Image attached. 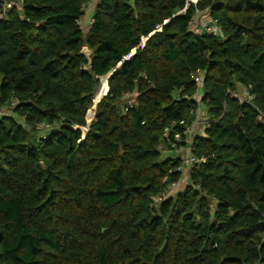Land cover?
I'll use <instances>...</instances> for the list:
<instances>
[{"label": "trees", "instance_id": "16d2710c", "mask_svg": "<svg viewBox=\"0 0 264 264\" xmlns=\"http://www.w3.org/2000/svg\"><path fill=\"white\" fill-rule=\"evenodd\" d=\"M6 1L0 264H264V0Z\"/></svg>", "mask_w": 264, "mask_h": 264}, {"label": "built area", "instance_id": "2783aa9c", "mask_svg": "<svg viewBox=\"0 0 264 264\" xmlns=\"http://www.w3.org/2000/svg\"><path fill=\"white\" fill-rule=\"evenodd\" d=\"M193 2L195 3V1H193ZM13 6L20 8L19 1L15 2V3H9L6 0H0V20L4 19L6 17L7 13L9 12V10ZM91 8H92V5L90 2H88L87 4L82 6V10L84 12L90 10ZM90 23H91V21H90ZM189 29L193 30V31L196 30L198 33H203V34H208V35H212V36H216V37H221L220 29L218 28L216 23L209 16L206 18H201V17H198L195 15V17L193 18V20L189 24ZM129 56L125 57L124 59H128ZM108 77H109V75L100 78L99 85L97 87V90H96L93 98H92V104H93L92 115L90 118L87 117V123L88 124H89V122H91V120L94 117L96 106L100 103L102 98L104 96H106V94L108 92V86H107ZM194 81L196 84H199L200 83V77L199 76L196 77ZM231 96L236 97V94H232ZM194 101L198 105L197 112H196V119L197 120H195L194 123L187 130V134H188V141H187V146H186L187 157L184 160V165L186 166L187 171L189 170V166L194 163V160L192 157V140L191 139H192L193 134H194L195 124L197 125L200 122V117H199V121H198V114L200 112L199 96L196 95L194 97ZM10 105H11V107H13L15 105V103L13 102ZM129 107H131V101L130 100L127 101L125 110H127ZM3 110H5V109H3V108L0 109V115L1 114L3 115V113H2ZM182 124H183V122H180V125H182ZM205 124H206V122H205ZM169 131H170V128L165 130V136L168 135ZM82 133H83L82 138H84L86 133H87V128L83 129ZM42 139H45V137H43ZM177 188L178 187H176V185H172L170 190L177 189ZM169 195H170V192H166L165 194H163V198H165Z\"/></svg>", "mask_w": 264, "mask_h": 264}, {"label": "crops", "instance_id": "0c3cea01", "mask_svg": "<svg viewBox=\"0 0 264 264\" xmlns=\"http://www.w3.org/2000/svg\"><path fill=\"white\" fill-rule=\"evenodd\" d=\"M96 1L97 0H91V2H93V4L96 3ZM92 11H93V9L86 11V13L84 14V16L81 19V22L83 21V24L85 25L84 27L86 29L88 28V26L90 24V21L92 20V15H93ZM196 16L201 17V18L208 17V15L206 13H197ZM204 128H205V121L200 120L199 126L196 127L195 135L196 136H201L203 134ZM201 130H202V134H198ZM181 150H184V149H181V148H179L178 150L174 149V151H171L168 154L171 155L172 157H179L180 156V158L183 159L186 156V154L184 155L183 153H181V155H179Z\"/></svg>", "mask_w": 264, "mask_h": 264}, {"label": "water", "instance_id": "95a60500", "mask_svg": "<svg viewBox=\"0 0 264 264\" xmlns=\"http://www.w3.org/2000/svg\"><path fill=\"white\" fill-rule=\"evenodd\" d=\"M80 54L83 55V56L86 58V60H87V62H88V65H90V64H91V59H90L91 52H90L89 50H87L86 48H83V49L81 50ZM118 68H119V66H118L115 70H113V71L111 72L110 75H112L113 73H115V71H116ZM41 166H42V168H43V164H42V163H41Z\"/></svg>", "mask_w": 264, "mask_h": 264}, {"label": "rangeland", "instance_id": "374dc122", "mask_svg": "<svg viewBox=\"0 0 264 264\" xmlns=\"http://www.w3.org/2000/svg\"><path fill=\"white\" fill-rule=\"evenodd\" d=\"M82 24H83V21L81 22ZM83 26H85L84 24H83ZM241 94L243 93V91L240 89V91H239ZM92 111H93V109H91L90 111H89V113H92ZM2 113H8V111H5V110H3L2 111ZM88 113V114H89ZM205 112H204V110L203 111H201V120H203V119H205ZM204 121V120H203ZM201 129V128H200ZM198 134H202V130L198 133ZM181 153H183L184 155H185V150H181V152H180V154L179 155H181ZM167 155V154H166ZM162 157H165L164 155L162 156ZM180 157V156H179ZM185 183H186V181H185Z\"/></svg>", "mask_w": 264, "mask_h": 264}, {"label": "bare ground", "instance_id": "6f19581e", "mask_svg": "<svg viewBox=\"0 0 264 264\" xmlns=\"http://www.w3.org/2000/svg\"><path fill=\"white\" fill-rule=\"evenodd\" d=\"M91 115H92V113H89L87 117H88V118H90V117H91Z\"/></svg>", "mask_w": 264, "mask_h": 264}]
</instances>
